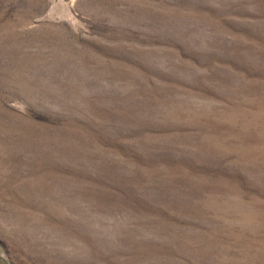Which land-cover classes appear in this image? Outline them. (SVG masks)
I'll use <instances>...</instances> for the list:
<instances>
[{
    "label": "rangeland",
    "instance_id": "rangeland-1",
    "mask_svg": "<svg viewBox=\"0 0 264 264\" xmlns=\"http://www.w3.org/2000/svg\"><path fill=\"white\" fill-rule=\"evenodd\" d=\"M0 264H264V0H0Z\"/></svg>",
    "mask_w": 264,
    "mask_h": 264
}]
</instances>
